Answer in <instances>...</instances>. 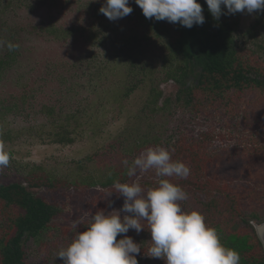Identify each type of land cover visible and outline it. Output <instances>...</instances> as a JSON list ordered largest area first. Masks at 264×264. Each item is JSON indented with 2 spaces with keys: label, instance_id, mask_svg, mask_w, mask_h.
Instances as JSON below:
<instances>
[{
  "label": "rangeland",
  "instance_id": "1",
  "mask_svg": "<svg viewBox=\"0 0 264 264\" xmlns=\"http://www.w3.org/2000/svg\"><path fill=\"white\" fill-rule=\"evenodd\" d=\"M9 2H0V27L5 22L14 36L7 38L6 30L0 33V57L8 61L0 73V141L11 158L7 167L0 168L3 185L26 183L28 175H35L63 187L77 181V187L100 189L113 174L116 182L139 183L146 195L153 188L146 183L159 177L155 169H137L130 177L128 165L149 148L169 145L184 152L187 159L182 161L190 168L189 177L180 184L188 193L187 200L178 202L182 210L202 214L208 227L221 226L230 232L237 228L233 232L253 237L244 220H250V225L264 221L263 89L249 84L211 96L197 88L194 96L204 101L202 107L187 108L186 96L179 97V88L164 84L165 75L157 67L167 58L166 42L146 36L149 41L138 43L143 23L130 14L108 20L105 31L100 19H92L93 9L105 0H83L82 13L73 21L87 20V26L94 22L101 31L73 32V21L69 23V16L63 20L57 5L11 1V8L5 10ZM128 6L133 11L139 8L134 0ZM229 22L235 23V38L241 40L238 48L246 51L241 54L242 67L253 70V80L264 76V54L258 49L264 41V12H238L229 15ZM250 33L257 39L248 40ZM245 40L248 43L243 45ZM8 43L19 45L9 58L5 56L10 52ZM131 64L137 68L135 74L129 71ZM147 65L152 68L143 74ZM186 82L196 83L195 78ZM160 93L164 96L157 104L164 110L150 113L145 103L156 94L161 97ZM49 138L65 142L47 144ZM36 193L60 211L36 241L23 243L25 264H64L58 253L90 226L92 215L118 211L124 203L114 187L95 196L71 192V198L60 189ZM88 198L95 210L88 209ZM124 215L131 214L121 212V218ZM2 220L3 216L0 225L6 224ZM143 227L139 234L130 229L117 240L127 235L140 244L138 264H165L148 257L151 234L146 221Z\"/></svg>",
  "mask_w": 264,
  "mask_h": 264
},
{
  "label": "clouds",
  "instance_id": "2",
  "mask_svg": "<svg viewBox=\"0 0 264 264\" xmlns=\"http://www.w3.org/2000/svg\"><path fill=\"white\" fill-rule=\"evenodd\" d=\"M142 9L145 18L155 21L179 23L191 29L205 23L203 9L197 0H134ZM208 11L214 19L238 12H264V0H205ZM129 0H105L99 12L110 21L124 18L132 11ZM223 6V8H222ZM226 9V11H224ZM10 51L19 45L8 43ZM10 153L0 141V168L7 167ZM128 165V161H123ZM137 169L146 172L155 169L157 176L187 179L190 168L183 162L173 161L171 153L162 148H149L128 165V176H135ZM114 188L124 203L120 210L105 214L103 210L92 215V223L78 232L72 243L62 249L58 256L64 264H138L140 244L124 235L130 229L139 234L143 223L149 225L152 246L148 249L150 258L162 259L165 264H240V254L225 247L216 229L206 226L202 214L185 212L179 201L188 199V193L179 185L162 179L159 186L144 189L139 183H114ZM110 193L109 195H111ZM121 212L131 215H124ZM115 213V214H113Z\"/></svg>",
  "mask_w": 264,
  "mask_h": 264
},
{
  "label": "trees",
  "instance_id": "3",
  "mask_svg": "<svg viewBox=\"0 0 264 264\" xmlns=\"http://www.w3.org/2000/svg\"><path fill=\"white\" fill-rule=\"evenodd\" d=\"M2 1L3 0H0V2ZM11 1L18 4V1L21 3L22 0H10V2L4 6L5 10L11 8ZM26 1L27 0H25V2ZM197 2L202 6L205 23L200 26L194 25L191 29L183 27L179 23H171L172 25L169 30V35L171 37L174 36V38L168 39L167 43L163 42V46H165L163 48H166V44H169L170 49H172V55L170 57L166 56L167 58L161 60L160 63L157 62V67H160L161 71H163L162 73L165 75L162 82L165 83L169 79H172L180 84L178 95L179 97L186 96L185 103L187 108L190 109L193 107L196 108V106L202 107L204 102L194 96V90L197 88H201L204 92H210L211 96H222V94L228 90L243 89L245 85L249 84L264 90V76H258V78L253 80L251 78V68L245 69L242 67L241 54L246 51L238 48V41L241 40H236L235 38L236 26L235 23L232 25L230 24L229 15H222L219 20L214 19L208 11L205 0H197ZM224 11H226V9ZM158 28L159 27L156 26V33ZM146 29L149 30L150 28L146 27ZM4 30L8 32L7 38L9 36L14 37L10 27L8 29L7 24L2 21L0 33ZM152 32L154 31L152 30ZM244 36L246 37V35ZM249 37L257 39L255 33H250L248 40H250ZM248 40H245L246 42L244 41L243 45L248 43ZM263 40L264 39H262V41ZM5 44H7V41ZM258 49L264 54V41ZM16 51L12 50L6 53L5 56H8L9 58L10 55H16ZM132 62H135V59ZM7 63L8 61L6 58L0 57V73L3 72ZM195 66H200L203 70L202 73L194 75L193 69ZM151 68L152 67L148 65L147 67H144L145 72H143V74H147L149 72L148 69L151 70ZM136 70L137 68L135 65L131 64L129 71L135 74ZM191 76H194L196 83L192 82V85L187 86L186 80ZM158 101L159 98L157 94L153 101L150 100L148 102L147 100L145 104H149L150 113L158 114L161 111V109L158 108ZM1 135L3 134H0V136ZM5 138H9V135L4 137V139ZM62 142L65 141L59 139V142H57L49 138L47 144L62 145ZM116 178V175L113 174L107 176L105 181L102 182V186L104 188L112 186L116 182ZM26 181L28 182L30 189L39 188L37 187L39 184L48 183L50 186H53L49 181L43 178L41 179L38 176L35 177V175H28ZM29 188L26 189L21 185L0 188L1 213H5L7 210L13 211L15 209L14 206L21 208L25 207L28 212L24 217H16V220L11 222L12 226H16V229L19 232V237L13 239V244L8 242L5 244L3 243L0 252V264H19L18 259H20L22 255L19 250V245L24 233L29 232V237H37L39 230H45L47 226L53 222L55 216L54 208L47 206L42 200L34 199ZM256 220L258 219L256 218ZM244 221L252 228L250 220L245 219ZM217 229L221 243L225 247L234 249L240 254V264H264L263 249L254 234L253 228L252 238L249 235H239L235 233L237 228L231 229V232L229 228L225 229V227L221 226L217 227ZM256 247L257 253H254Z\"/></svg>",
  "mask_w": 264,
  "mask_h": 264
},
{
  "label": "flooded vegetation",
  "instance_id": "4",
  "mask_svg": "<svg viewBox=\"0 0 264 264\" xmlns=\"http://www.w3.org/2000/svg\"><path fill=\"white\" fill-rule=\"evenodd\" d=\"M60 1V3L59 4H57V0H30V2H33L32 4H36V5H46V6H49V5H51V6H53V5H57L61 10H62V12H60V13H62L63 14V20H66V18L69 16L70 17V19H69V23H71L72 21H73V18L74 17H76V16H79V14H81L82 13V6L80 5L81 4V2L83 1V0H59ZM73 3H75V4H73ZM72 4V8H73V11H71V8H70V5ZM78 4V5H77ZM64 6H65V8H64ZM79 6H81L80 8H79ZM101 7H102V5H101ZM101 7H99V8H94L93 10H95L96 12H95V16H93V18L92 19H94V17L95 18H97V19H100V21H101V23L100 24H102V26L101 27H103L104 28V30L105 31H107V29L109 28L108 26V24L106 25V22L109 20L107 17H105L102 13H100L99 12V9L101 8ZM64 8V9H63ZM92 10V11H93ZM137 11V12H136ZM136 11H132L131 13H130V17L133 19V20H135V21H139L140 23H143V29L144 30H142V32H139L138 33V38H139V40H137V42L138 41H146V40H148L147 39V37H150L151 39H153V41H156V40H160V41H164V42H166L167 43V40L168 39H170V35H169V30H170V28H171V23H169V22H167L166 20L165 21H155V19L154 18H152V19H148L147 18V20H146V18H145V16L143 15V13H142V9L139 7L138 8V10H136ZM79 13V14H78ZM91 14H92V12L90 13V14H88L89 16H91ZM127 18V17H126ZM118 20H120V19H118ZM84 21V20H83ZM86 22H87V20H86ZM86 22L84 21V22H82V24H77V21H73V24H74V26H72L73 28H72V30H73V32H78V31H80L81 29H85V30H90V31H101L99 28H97L98 26H99V24H98V26L96 27V25H95V23L94 22H92L90 25H88L89 26V28H88V26H87V24H86ZM148 23V24H147ZM53 24H56L55 22L53 23ZM156 26H158L159 28H158V31H157V33H156ZM146 27L147 28H150L149 30L148 29H146ZM154 31V32H152V30ZM147 36V37H146ZM149 41V40H148ZM139 43V42H138ZM138 43H136V44H138ZM170 43V42H169ZM165 47V46H164ZM164 54L167 56V57H170L171 55H172V49H170V45L169 44H166V49L164 50ZM165 56V57H166ZM178 68V67H177ZM176 68V69H177ZM193 73H194V75H197L198 73H202V68L200 67V66H195L194 67V69H193ZM191 79H194V76H191L190 78H189V80H191ZM168 83H171L172 85H174L176 88H179L180 86V84H178V83H176L174 80H172V79H169L168 81H166L164 84H168ZM163 84V85H164ZM190 82H187V86H190ZM186 88V87H185ZM164 89V88H163ZM180 89V88H179ZM159 95H161V97H159V101H161L162 100V98H163V93H160ZM163 95V96H162ZM168 100V99H167ZM160 104V103H159ZM158 108L159 109H161V111H163L164 109L162 108V107H159V105H158ZM170 144V143H169ZM167 146V145H166ZM154 148V147H153ZM166 150H168L170 153H171V158H172V160L173 161H180V162H183V163H185L186 161H182V159H187V157L185 156V154H184V152H182L181 150V152L180 151H178V150H176V149H173L171 146H167V148H166ZM180 152V154H178ZM178 158H179V160H178ZM11 159V158H10ZM141 178H138V180H140ZM162 179H167V180H169L171 183H175V185H179L181 188H182V186L180 185L181 184V182H182V180H184V179H180V178H172V177H163V176H159V177H157V179H155V181H151L150 183H146V184H151V185H153V188L152 189H154V188H157L158 186H159V182H160V180H162ZM142 180V179H141ZM144 181V180H143ZM26 183H24V181L22 182V183H13V184H9V185H3L2 184V182L0 181V188H7V187H11L12 185H21L22 187H24V188H26V189H28L30 186H29V184H28V182L27 181H25ZM144 182H146V181H144ZM77 185H73V184H69V186H61V185H58V184H56L55 183V185L53 184V186H50V184H39V186H37V187H39V188H32V189H30L29 188V191L33 194V198L34 199H39V200H42L43 202H45V204L47 205V206H50V207H52V208H54V215H56L57 214V212H58V214H59V211H60V209L58 208H55V207H53L51 204H48L45 200H44V198L46 197V196H42V197H40V196H37V193H36V190H48V191H56L57 189H60V191H62V192H64V194L68 197V198H71L70 197V195L69 194H71V192L72 193H74V192H77L78 191V193L80 194V196H81V194L83 193V192H90L92 195H97L98 194V192H100V191H102V190H104L105 188L104 187H100V189H98L97 187H92V186H85V185H83V184H81V186L82 187H77L78 186V184H79V182H75ZM114 185V184H113ZM110 186V187H114V186ZM58 187V188H57ZM110 187H107L106 189H109ZM61 188H63V189H61ZM90 201H91V203H90V208H89V206H88V209H96V206L95 205H93V202H92V198H88ZM89 201V202H90ZM5 204H8V203H5ZM9 205H10V203H9ZM9 205H7V206H9ZM15 207V209L13 210V211H10V210H7L5 213H1V210H0V217L1 216H3V220L2 221H4V220H6V224H4V225H0V252H1V248H2V245H3V243L5 244V243H11V244H13L12 243V241H13V239L14 238H16V237H19V232H18V230L16 229V226H12V221H14V220H16V217H24L25 215H27V209H25V207H23V208H21V207H18V206H14ZM13 207V208H14ZM53 220H54V218H53ZM89 221V220H88ZM90 222H92V221H90ZM90 222H89V224H90ZM253 222V221H252ZM256 223H258V224H262V223H264V221H255ZM252 226V225H251ZM82 227H84V226H82ZM253 228V227H252ZM253 230H254V228H253ZM44 230H39L38 231V235H37V237L39 236V234L41 233V232H43ZM216 231H217V233H218V229H216ZM254 234L256 235V233H255V230H254ZM218 235H219V233H218ZM30 236V233L29 232H25L24 233V235H23V238H22V240H21V242H20V245H19V250H20V253L22 254L21 255V258L20 259H18V261H19V264H25V262H24V249H23V243H27L29 240H33V241H36L37 240V237H34V236H31V237H29ZM256 238H257V236H256ZM5 240V241H4ZM258 240V239H257ZM259 241V240H258ZM260 243V242H259ZM11 244H10V246H11ZM261 245V244H260ZM262 247V246H261ZM263 251V250H262ZM264 253V252H263Z\"/></svg>",
  "mask_w": 264,
  "mask_h": 264
},
{
  "label": "water",
  "instance_id": "5",
  "mask_svg": "<svg viewBox=\"0 0 264 264\" xmlns=\"http://www.w3.org/2000/svg\"><path fill=\"white\" fill-rule=\"evenodd\" d=\"M251 225L255 230L257 239L259 240V242L262 246L263 252H264V223L258 224L255 221H253V222H251Z\"/></svg>",
  "mask_w": 264,
  "mask_h": 264
}]
</instances>
